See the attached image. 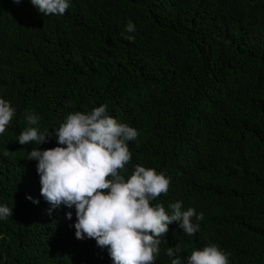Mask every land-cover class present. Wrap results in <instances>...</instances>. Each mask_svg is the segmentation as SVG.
I'll use <instances>...</instances> for the list:
<instances>
[{"label":"trees","instance_id":"trees-1","mask_svg":"<svg viewBox=\"0 0 264 264\" xmlns=\"http://www.w3.org/2000/svg\"><path fill=\"white\" fill-rule=\"evenodd\" d=\"M0 97L16 109L0 135V204L13 208L0 264H113L76 238L74 208L45 200L28 159L56 146L69 113L102 104L139 132L127 175L140 164L171 178L152 203L204 214L192 236L169 225L155 264L176 244L186 259L211 243L230 264H264V0H71L62 16L0 0ZM33 113L49 137L21 145Z\"/></svg>","mask_w":264,"mask_h":264},{"label":"clouds","instance_id":"clouds-1","mask_svg":"<svg viewBox=\"0 0 264 264\" xmlns=\"http://www.w3.org/2000/svg\"><path fill=\"white\" fill-rule=\"evenodd\" d=\"M31 3L44 16H62L71 6V0ZM126 31H136L131 20ZM125 39L131 41L134 37L128 35ZM15 115L10 101L0 97V135ZM26 119L33 126L20 132L16 140L21 145L45 143L49 129L41 131L36 127L39 118L34 113ZM52 129L56 146L32 148L28 159L37 161L45 200L53 208L64 205L75 209L77 239H95L99 247L107 248L113 264H155L170 224L176 222L189 236L197 233L203 212L197 213L193 207L185 210L179 200L170 204L168 210L152 203L169 190L171 178L165 172L137 164L127 175L126 165L132 159L128 142L136 140L139 132L111 116L107 105L94 107L90 112H71L58 128ZM12 215L13 208L0 204V220ZM72 215L71 211L66 213L68 219ZM180 252L179 244L167 248L171 264H230V253L215 243L192 251L186 259L180 257Z\"/></svg>","mask_w":264,"mask_h":264}]
</instances>
